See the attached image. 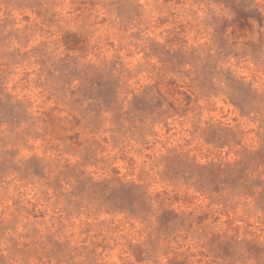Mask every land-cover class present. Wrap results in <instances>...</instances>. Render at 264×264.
Returning a JSON list of instances; mask_svg holds the SVG:
<instances>
[{"label": "clouds", "instance_id": "1", "mask_svg": "<svg viewBox=\"0 0 264 264\" xmlns=\"http://www.w3.org/2000/svg\"><path fill=\"white\" fill-rule=\"evenodd\" d=\"M0 264H264V0H0Z\"/></svg>", "mask_w": 264, "mask_h": 264}]
</instances>
